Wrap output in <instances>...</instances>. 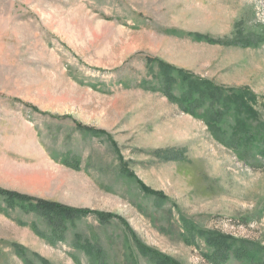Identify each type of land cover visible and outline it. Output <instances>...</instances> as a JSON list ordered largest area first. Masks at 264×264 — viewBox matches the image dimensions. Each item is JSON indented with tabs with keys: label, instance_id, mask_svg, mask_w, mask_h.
<instances>
[{
	"label": "rangeland",
	"instance_id": "1",
	"mask_svg": "<svg viewBox=\"0 0 264 264\" xmlns=\"http://www.w3.org/2000/svg\"><path fill=\"white\" fill-rule=\"evenodd\" d=\"M235 96L264 122V0H0V190L90 210L0 196V264H264Z\"/></svg>",
	"mask_w": 264,
	"mask_h": 264
},
{
	"label": "trees",
	"instance_id": "2",
	"mask_svg": "<svg viewBox=\"0 0 264 264\" xmlns=\"http://www.w3.org/2000/svg\"><path fill=\"white\" fill-rule=\"evenodd\" d=\"M200 91V90H199ZM192 91H188L187 94L189 95L188 97L191 96ZM207 96H209L211 99H221L222 96L220 94V91L218 88H210V90L205 91ZM204 92V93H205ZM192 98V96L190 97ZM225 103L229 102L227 97L222 98ZM237 100V96L232 100L233 109L235 110V113L238 115H241L244 113L241 118L237 119L235 121V127H238L237 130H235L231 135L227 137L229 142L227 143L230 145L229 147L232 146V148L236 149H245L243 151L244 156H253V154L259 155L264 158V122L260 119V116H257L252 107V104L246 103V100L244 97L240 96V105L235 103ZM191 103L192 101H187L188 106H192ZM211 112V111H210ZM213 112V111H212ZM218 112V111H216ZM241 113V114H240ZM219 116L218 117H210L208 114L207 116L204 114V118L207 117V120L209 121V125L213 127L214 130L217 131L219 128L220 119L222 115L218 112ZM256 120V126H253V121ZM85 129L89 131H94L92 128L86 127ZM224 137V136H223ZM143 190L148 191V188L145 186H141ZM0 196H2L7 203H9L11 206H14L17 201L24 203L23 206H21L24 210H32L37 213H39L42 217H44L49 224H52L54 226L56 225H63V222L65 221V218H67V215H72L73 213H82V214H88L90 213V210H80V209H72L68 208L56 203L52 202H46L43 200H33L32 198L25 196L23 194H19L16 192L12 191H5V190H0ZM31 201H35L31 202ZM99 217H103L104 215L98 214ZM205 242L212 246L213 248H217L218 246L224 247L223 253L225 254L226 250H230L233 245H235L237 242L232 241L228 239H223L222 241L225 243L223 245H218V241L220 236H216L211 234L210 236H207L206 234H201ZM215 236V237H214ZM214 238H216L218 241H216ZM226 243L228 245H226ZM233 252L235 251V248H232ZM254 254V256H253ZM252 255H248L249 260L253 263H261L263 262V259L259 261L258 257V252L254 251ZM245 259V258H244ZM249 260H247L249 262ZM247 261H242L243 263H247Z\"/></svg>",
	"mask_w": 264,
	"mask_h": 264
}]
</instances>
